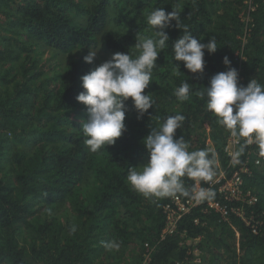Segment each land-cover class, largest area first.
<instances>
[{
    "label": "trees",
    "instance_id": "16d2710c",
    "mask_svg": "<svg viewBox=\"0 0 264 264\" xmlns=\"http://www.w3.org/2000/svg\"><path fill=\"white\" fill-rule=\"evenodd\" d=\"M252 4L247 12L244 0H0V264H126L130 245L141 250L143 243L154 246L149 264H168L191 256L193 247L185 242L197 237L199 264H264V162L251 159L243 183L258 197L244 204L257 232L233 214L221 220L200 205L181 217L176 232L158 241L169 198H145L127 182L129 167L148 161L143 137L176 113L186 119L175 138L183 137L189 151L207 150L209 138L210 157L224 162L230 131L197 92L227 70L225 56L238 71L239 86L251 79L264 85V0ZM160 7L180 11V27L173 20L164 29L168 46L158 54L144 90L154 106L138 119L131 98L125 101L127 130L115 144L93 153L83 133L87 108L76 100L84 90L81 76L95 68L83 57L99 45L138 55L139 34L156 36L147 16ZM184 28L202 43H217L215 53L205 50L202 74L173 59L172 45ZM37 47L72 58L61 72L45 76ZM15 66L20 72L14 75ZM185 80L190 98L181 102L174 91ZM182 180L191 193L195 180ZM73 225L76 231L70 233ZM111 241L118 250L104 247ZM139 260L132 252L127 263Z\"/></svg>",
    "mask_w": 264,
    "mask_h": 264
},
{
    "label": "clouds",
    "instance_id": "9594fccd",
    "mask_svg": "<svg viewBox=\"0 0 264 264\" xmlns=\"http://www.w3.org/2000/svg\"><path fill=\"white\" fill-rule=\"evenodd\" d=\"M173 20L180 27V11L165 12L161 7L154 9L147 16V23L155 30L156 36L136 42L138 55L133 57L128 52H115L110 59L81 76L84 90L76 96V100L87 108L88 118L83 124V133L87 137L85 143L89 151L95 153L104 149L105 145L115 144L127 130L125 101L129 98L138 119L154 106L153 97L144 90L152 81L158 54L168 46L169 36L164 29ZM217 48L215 39L202 43L184 28L183 35L172 45L173 59L182 61L189 72L202 74L205 50L212 54ZM96 54L97 49L90 50L83 59L91 64ZM222 62L228 66L227 70L214 74L197 95L201 99L206 98L207 110L219 118V123L230 131L237 142L245 138L248 143L255 140L264 144V85L251 79L247 86H239L237 69L230 66L227 56ZM175 68L179 74V65ZM190 91V84L185 80L175 89L174 95L183 102L190 98ZM185 119L180 113L168 115L158 128H152L143 137L148 161L140 166V170L130 166L127 182L145 198H169L183 194L191 195L197 203L214 198L215 193L211 190L201 188L189 193L184 187L182 178L185 176L199 182L212 181L216 175L215 161L207 150L189 151L183 137L175 138L176 130L182 129ZM241 153L242 149L233 154L234 163L239 162ZM69 231L74 233L76 227L71 226ZM104 247L118 250L119 244L105 242Z\"/></svg>",
    "mask_w": 264,
    "mask_h": 264
},
{
    "label": "built area",
    "instance_id": "2783aa9c",
    "mask_svg": "<svg viewBox=\"0 0 264 264\" xmlns=\"http://www.w3.org/2000/svg\"><path fill=\"white\" fill-rule=\"evenodd\" d=\"M244 3L246 4L247 12L255 8L252 4V0H244ZM256 142L257 141L253 140L251 143H248L245 138H240L239 142H237L236 138L232 137L229 132L223 146L224 162L222 163L217 156L214 160L216 175L213 180L204 181L205 183L194 181V188L191 192L193 193L201 188H204L205 190L215 189L214 198L197 203L191 198V195L186 198H182L178 194L174 197H169L168 201L162 206L164 224L159 234L158 241L164 239L167 235L176 232L181 217L193 207L200 205L202 206L203 213H217L221 220H227L230 215L233 214L244 221L246 225L250 226L253 232H257V226L252 221L253 217L247 216L246 208L244 206V204L250 205L256 202L257 196L252 190H244L243 188L244 175L250 174L249 161L252 159L253 163L256 165L264 162V144L257 142L259 143L257 146L250 148V146ZM206 143L211 146L209 150L211 151L213 147L209 138H207ZM243 148H245V151H243ZM241 149L242 153L239 156V162L234 163L233 154ZM194 221L198 222V219L196 218ZM147 248L142 264H149L151 261V253L154 246H148L147 244ZM187 254L190 255V251H187ZM200 262L201 260L196 252L192 251L191 256L176 259L168 264H199Z\"/></svg>",
    "mask_w": 264,
    "mask_h": 264
},
{
    "label": "rangeland",
    "instance_id": "374dc122",
    "mask_svg": "<svg viewBox=\"0 0 264 264\" xmlns=\"http://www.w3.org/2000/svg\"><path fill=\"white\" fill-rule=\"evenodd\" d=\"M4 33V31H2ZM141 39L142 38H147L148 36L146 34H139ZM97 49V54L92 62V64L94 65V67L98 66L99 64H101L102 62L108 60L111 58V55L113 54V52H110L108 50H105L103 47H101L100 45L96 48H93L92 50ZM36 50V54H37V58L40 64V70L42 72L43 75H54L53 73H59L62 71V68L66 65V59L67 61H69L72 57H68L66 54L63 53H55L53 50L50 49H39L38 47L35 49ZM87 55V54H85ZM14 68H17L18 71H16L14 69L13 74L15 75L16 73L20 72V68H18L17 66H15ZM16 71V72H15ZM13 74L10 75V78H12ZM15 79H19L18 77H15ZM12 82L9 83V87L11 86ZM207 151L209 152L211 146L207 145ZM147 161H143L139 164V167L137 170H140V166L144 163H146ZM254 193V192H253ZM255 194V193H254ZM256 195V194H255ZM257 196V195H256ZM258 198V197H257ZM200 239L196 238V239H186L185 244H188L190 246L193 247V252H196V254L198 255V257L201 260L200 257V249L197 246V243ZM148 244V243H147ZM147 244L143 243L142 246L140 247L141 250L139 249L137 244H131L129 249L126 251V253L123 255L124 257V262L126 264H128L127 262H129L132 258V252L134 253H139V264H142L143 262V258H144V254L146 253L147 249ZM148 246H150V244H148ZM191 247V248H192ZM139 250V251H138ZM221 264V261H220ZM223 264V262H222Z\"/></svg>",
    "mask_w": 264,
    "mask_h": 264
}]
</instances>
